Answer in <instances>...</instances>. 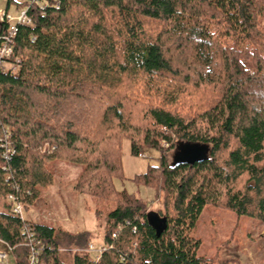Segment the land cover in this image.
<instances>
[{"label": "trees", "instance_id": "trees-1", "mask_svg": "<svg viewBox=\"0 0 264 264\" xmlns=\"http://www.w3.org/2000/svg\"><path fill=\"white\" fill-rule=\"evenodd\" d=\"M27 14L19 67L0 70V242L13 264L31 248L35 264H229L198 256L192 231L205 206L264 224V0H39ZM123 139L133 156L159 153L131 179L156 211L115 187ZM58 162L82 166L73 189L104 219L98 260L90 232L10 214L6 196L37 199Z\"/></svg>", "mask_w": 264, "mask_h": 264}, {"label": "rangeland", "instance_id": "rangeland-1", "mask_svg": "<svg viewBox=\"0 0 264 264\" xmlns=\"http://www.w3.org/2000/svg\"><path fill=\"white\" fill-rule=\"evenodd\" d=\"M26 0H11L6 9V0H0V11L6 10L11 17L25 8ZM4 67H9L4 65ZM17 70V69H16ZM166 146L165 144H163ZM192 148L170 150L167 162H177ZM121 162L123 182H114L117 190L134 193L144 204L147 211L161 208V202L154 201V191L135 185L131 179L144 173L149 165H155L159 158L156 150L145 149L140 159L130 153V143L122 140ZM82 166L58 162L54 166V184L38 193V198L26 201L24 217L33 222L59 227L70 232L88 231L94 246L102 242L104 232L103 217L94 214L95 205L88 197L77 194L73 187ZM194 238L201 240L198 256L207 258L232 259L229 264H264V224H258L247 216H239L233 211L205 206L192 231ZM0 251L8 254V263L13 264L12 255L5 244L0 242ZM66 264H71V255L64 254Z\"/></svg>", "mask_w": 264, "mask_h": 264}, {"label": "built area", "instance_id": "built-area-1", "mask_svg": "<svg viewBox=\"0 0 264 264\" xmlns=\"http://www.w3.org/2000/svg\"><path fill=\"white\" fill-rule=\"evenodd\" d=\"M39 0H26L25 8L21 9L16 17H11L7 14V12L0 11V23L6 25V33L0 35V70L7 72L12 71L15 72L18 69L20 64V58L13 54V46L12 42L17 33V28L19 25L31 26L32 22L27 14V10L29 5L32 3L38 2ZM4 65H8L9 67H4ZM138 158H145L141 153ZM5 201L12 204L10 208V214L13 216L19 217L21 220L24 218V212L26 207V201L20 197L15 195H8L5 198ZM115 237V234L112 235ZM30 237H28L29 239ZM31 243L32 239H29ZM8 248V247H7ZM9 249V248H8ZM106 247L102 244H98L94 246L93 244H89L86 253L94 256L95 260H98L103 251H105ZM35 256L36 252L31 248V256L28 260L27 264H35ZM0 264H9L8 263V254L4 251H0Z\"/></svg>", "mask_w": 264, "mask_h": 264}, {"label": "water", "instance_id": "water-1", "mask_svg": "<svg viewBox=\"0 0 264 264\" xmlns=\"http://www.w3.org/2000/svg\"><path fill=\"white\" fill-rule=\"evenodd\" d=\"M185 155H183L182 157H184ZM186 156H187V154H186Z\"/></svg>", "mask_w": 264, "mask_h": 264}]
</instances>
